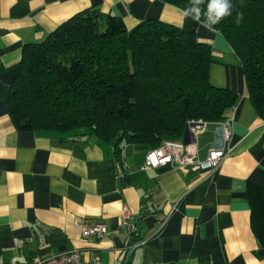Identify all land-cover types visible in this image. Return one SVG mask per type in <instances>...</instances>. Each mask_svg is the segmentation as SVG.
Masks as SVG:
<instances>
[{
    "label": "crops",
    "instance_id": "1",
    "mask_svg": "<svg viewBox=\"0 0 264 264\" xmlns=\"http://www.w3.org/2000/svg\"><path fill=\"white\" fill-rule=\"evenodd\" d=\"M91 7L123 18L129 28L156 18L195 30L211 44V82L240 94L231 113L233 149L218 169L143 168L147 146L123 142L117 153L115 142L78 130L16 128L6 100L24 46ZM200 137L205 158L215 125ZM249 182L264 193V119L224 34L163 0H0V264H33L72 249L102 264H264ZM124 207L145 239L131 255L120 227ZM96 222L114 232L84 238L82 223Z\"/></svg>",
    "mask_w": 264,
    "mask_h": 264
},
{
    "label": "trees",
    "instance_id": "2",
    "mask_svg": "<svg viewBox=\"0 0 264 264\" xmlns=\"http://www.w3.org/2000/svg\"><path fill=\"white\" fill-rule=\"evenodd\" d=\"M163 1L182 10L191 3ZM230 3L231 15L214 28L240 57L249 97L264 119V0ZM212 54L195 30L156 18L129 28L123 18L91 7L24 46L8 111L21 131L78 130L115 142L117 153L123 142L154 148L182 139L190 120L215 123L233 112L240 94L211 82ZM248 192L264 244V193L254 182Z\"/></svg>",
    "mask_w": 264,
    "mask_h": 264
},
{
    "label": "built area",
    "instance_id": "3",
    "mask_svg": "<svg viewBox=\"0 0 264 264\" xmlns=\"http://www.w3.org/2000/svg\"><path fill=\"white\" fill-rule=\"evenodd\" d=\"M235 117L230 114L225 120L209 122L203 120H190L188 122L190 132L196 141L186 143L184 139H167L159 146L151 148L146 155L143 168L156 169L162 166L171 165L181 171H215L232 151L231 138L233 135ZM215 125L216 137L211 142L205 158L200 156L199 136L208 131L210 125ZM127 233L126 250L131 255L145 239L139 237L138 226L134 220V214L129 207H124L123 219L120 226ZM105 223L96 222L82 223V234L84 238L96 236L105 237L113 233ZM33 264H102L98 256L93 255L90 262L83 258L82 251L72 249L56 255L41 258Z\"/></svg>",
    "mask_w": 264,
    "mask_h": 264
},
{
    "label": "clouds",
    "instance_id": "4",
    "mask_svg": "<svg viewBox=\"0 0 264 264\" xmlns=\"http://www.w3.org/2000/svg\"><path fill=\"white\" fill-rule=\"evenodd\" d=\"M203 4L204 0H191L190 6L182 10V16L202 23L205 29L215 32L219 36L220 32L214 28V25L231 15L232 5L230 0H208L206 10L201 7ZM240 18V14H238L237 22Z\"/></svg>",
    "mask_w": 264,
    "mask_h": 264
},
{
    "label": "water",
    "instance_id": "5",
    "mask_svg": "<svg viewBox=\"0 0 264 264\" xmlns=\"http://www.w3.org/2000/svg\"><path fill=\"white\" fill-rule=\"evenodd\" d=\"M184 141L186 143L192 142V141H196V138L193 136V134L190 132V128L189 126L186 127L185 133H184V137H183Z\"/></svg>",
    "mask_w": 264,
    "mask_h": 264
},
{
    "label": "rangeland",
    "instance_id": "6",
    "mask_svg": "<svg viewBox=\"0 0 264 264\" xmlns=\"http://www.w3.org/2000/svg\"><path fill=\"white\" fill-rule=\"evenodd\" d=\"M199 143H200V146H201V147H203V146H204V144H203V140H202V138H201V137L199 138Z\"/></svg>",
    "mask_w": 264,
    "mask_h": 264
}]
</instances>
